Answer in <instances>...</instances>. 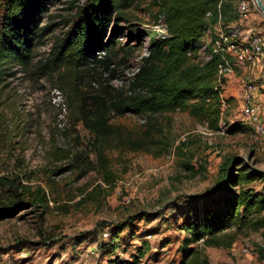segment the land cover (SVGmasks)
<instances>
[{
	"label": "rangeland",
	"instance_id": "obj_1",
	"mask_svg": "<svg viewBox=\"0 0 264 264\" xmlns=\"http://www.w3.org/2000/svg\"><path fill=\"white\" fill-rule=\"evenodd\" d=\"M85 1L52 0L41 26L51 28L35 50L34 63L51 58L53 46ZM138 1L133 24L114 27L121 30L119 43H143L132 56L119 55L117 62L124 63L117 68L115 88L137 71L151 40L166 34L163 17L156 21L158 9L149 6L151 0ZM241 1L224 0L226 17L199 43L203 60L220 32L236 42L264 36V16L257 4L251 0L249 20L241 21ZM12 72L0 92V195L14 184L27 185L32 191L42 189L47 203H29L0 220V264H179L185 237L179 229L182 218L217 204L227 189L221 183L225 163L237 158L264 171V139H258L244 119L243 92L238 94L236 86L224 89L219 131L188 113L158 117L166 140L173 143L163 154L160 145L133 152L123 144L131 134L142 135L147 118H114L121 135L105 154L115 177L109 184L99 169L93 137L82 123H75L61 74L40 78L19 67ZM87 80L83 70L69 76L84 91L89 90ZM244 84L257 86L249 80ZM237 126L238 132H228ZM58 151L63 160H57ZM206 253L210 264H264V230L239 236L230 250Z\"/></svg>",
	"mask_w": 264,
	"mask_h": 264
},
{
	"label": "trees",
	"instance_id": "obj_2",
	"mask_svg": "<svg viewBox=\"0 0 264 264\" xmlns=\"http://www.w3.org/2000/svg\"><path fill=\"white\" fill-rule=\"evenodd\" d=\"M51 2L0 0V92L6 88L4 82L15 75L13 67L40 78L59 72L75 123H82L93 137V150L107 183L115 177L105 154L114 137L121 135L112 124L114 118L134 115L148 119L142 135L131 134L123 141L133 152L150 151L160 145L163 154L173 147L166 140L163 125L156 122L166 114L188 113L211 130H221L222 102L226 99L224 88L218 86L221 58L212 53L216 37L210 43L208 59H202L199 48L204 36L221 22L219 0H151L149 6L158 9L156 21L163 17L167 35L151 40L137 71L118 88L112 84L117 80L118 66L124 63V59L117 62L119 55L132 56L143 43H119L121 30L114 27L120 22L133 24L132 10L139 1L86 0L77 8L68 31L56 41L51 58L34 63L35 50L51 28L41 27ZM209 12L211 17L207 16ZM221 15L226 17L224 2ZM129 33L132 36L133 31ZM82 70L88 77L86 91L69 81L70 75ZM226 82L222 80L224 85ZM96 83L98 88L94 87ZM239 130L237 126L228 132ZM56 158L63 160L64 156L58 151ZM221 183L227 189L217 198V204L183 216L179 229L185 237L179 264H210L208 248L230 250L239 236L264 230V171L231 158L223 166ZM26 186L14 184L0 195V220L29 203H47L42 189L32 191Z\"/></svg>",
	"mask_w": 264,
	"mask_h": 264
},
{
	"label": "built area",
	"instance_id": "obj_3",
	"mask_svg": "<svg viewBox=\"0 0 264 264\" xmlns=\"http://www.w3.org/2000/svg\"><path fill=\"white\" fill-rule=\"evenodd\" d=\"M224 0H219L218 13L220 21L222 19L221 10ZM256 4V0H252ZM251 0H243L238 6V17L241 21H248L250 17ZM208 17L212 16L209 12ZM166 31V29H165ZM161 35V37L166 36ZM212 53L219 55L221 63L218 67V86L225 89L226 84L222 83L226 79L234 75L238 68H245L255 63L264 54V36L250 35L242 42H236L231 36L220 32L212 43ZM257 91V86L253 84H244L242 94V114L251 126L255 136L258 139H264V116L261 113L260 106L256 104L254 94ZM58 98H61L60 93H57ZM63 111H66V105L62 104ZM225 107V102H222V108ZM243 253H248L243 250Z\"/></svg>",
	"mask_w": 264,
	"mask_h": 264
},
{
	"label": "crops",
	"instance_id": "obj_4",
	"mask_svg": "<svg viewBox=\"0 0 264 264\" xmlns=\"http://www.w3.org/2000/svg\"><path fill=\"white\" fill-rule=\"evenodd\" d=\"M247 80L254 82L257 86L260 85V87H257L254 98L256 104L260 106L261 113L264 116V94L261 92V89H264V54L255 63L245 68H238L234 75L229 76L227 78L225 89L227 88V85L236 86L237 93L241 94L244 90V83ZM216 250L217 249L215 248H208L207 252L210 254Z\"/></svg>",
	"mask_w": 264,
	"mask_h": 264
},
{
	"label": "water",
	"instance_id": "obj_5",
	"mask_svg": "<svg viewBox=\"0 0 264 264\" xmlns=\"http://www.w3.org/2000/svg\"><path fill=\"white\" fill-rule=\"evenodd\" d=\"M256 4L258 6V8L260 9L261 13L264 16V4L262 0H256Z\"/></svg>",
	"mask_w": 264,
	"mask_h": 264
}]
</instances>
